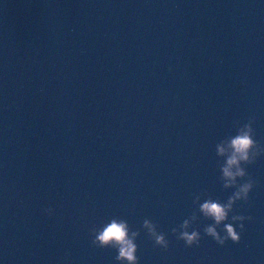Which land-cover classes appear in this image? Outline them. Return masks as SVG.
Segmentation results:
<instances>
[{
  "label": "water",
  "instance_id": "95a60500",
  "mask_svg": "<svg viewBox=\"0 0 264 264\" xmlns=\"http://www.w3.org/2000/svg\"><path fill=\"white\" fill-rule=\"evenodd\" d=\"M249 118L264 146V0H0V264H120L91 243L112 219L138 264H264V155L239 243L198 211L235 190L216 145Z\"/></svg>",
  "mask_w": 264,
  "mask_h": 264
},
{
  "label": "clouds",
  "instance_id": "9594fccd",
  "mask_svg": "<svg viewBox=\"0 0 264 264\" xmlns=\"http://www.w3.org/2000/svg\"><path fill=\"white\" fill-rule=\"evenodd\" d=\"M253 119L249 118L247 123L236 127V134L228 136L221 144L216 145V155L225 156V161L220 168L222 172V188L235 190L227 198L226 202H221L218 199L208 197L203 203L199 204L198 211L205 220H210L211 223L203 228V233L212 238L217 244L224 245L226 241L232 243H239L240 233L234 227V224L243 231V221L251 219L243 215L229 214L233 213V205L237 201H244L247 203L249 192L254 186V181L249 177L243 183H238V180H243L247 176L244 166L255 162L256 158L264 155V146H261L258 141L254 139V130L252 128ZM199 200V196L193 201ZM49 215L52 209L45 210ZM192 221H197L198 217L196 211L190 215L189 218L183 220L178 227L171 231L176 235L177 240H182L186 247L198 246L201 240L200 232L193 229L188 231L193 224ZM230 222H226L229 221ZM223 225L220 232L217 229ZM143 227L147 229V236L154 242V247H160L165 250L168 248L169 242L165 238L163 232L157 231V225L150 223L147 219L143 221ZM138 231H132L129 234V226L124 220L112 219L106 224L103 229L96 233L95 239L91 241L94 247L107 248L114 247L117 250L115 260L120 264H138V257L136 256L137 245L135 243L138 237Z\"/></svg>",
  "mask_w": 264,
  "mask_h": 264
}]
</instances>
